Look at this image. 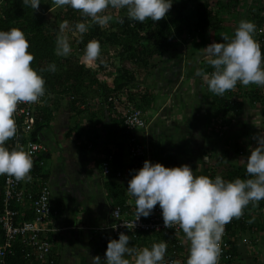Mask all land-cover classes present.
<instances>
[{
	"label": "clouds",
	"instance_id": "1",
	"mask_svg": "<svg viewBox=\"0 0 264 264\" xmlns=\"http://www.w3.org/2000/svg\"><path fill=\"white\" fill-rule=\"evenodd\" d=\"M22 2L35 11H38L41 5V0H22ZM174 2L175 0H52L53 5L56 7L69 6L74 10H78L81 16L85 18L84 21L77 22L74 27H70L67 20L59 25L55 41V54L63 57L71 55L72 37L79 34V40L82 41L83 34L89 31L90 24L87 22L88 20L101 28L108 25L114 19L113 15L108 14L109 9L115 11L126 10L127 19L131 21L143 23L150 19L158 22L166 18ZM191 10L192 7L189 6L186 15H191ZM212 31L214 30L206 35L211 34ZM69 32H71V36L68 34ZM256 33L257 26L255 22L241 20L235 30L234 37L223 36V42L211 43L204 48L206 59L198 60L202 58L201 50L203 47L198 48V53H195L193 48L198 45H195L189 31L185 30L183 32L184 36H180L182 41L179 46L169 48L163 57L156 58L157 66L150 70L145 67L137 70V81L129 89L139 99H142L145 95H148L149 98L150 95L152 101L144 104V109L136 107L135 104L131 103L135 101L128 99L126 95L124 102L138 108L143 113L146 125L137 131L136 138L138 142L141 141L146 147L149 160H146L139 170H132L130 178H117L118 170L132 169L133 167L132 154L129 149V140L133 137V133L130 132V138L117 136L112 138L116 140L114 146H106L108 150L106 155L103 154V157L106 160L107 157L112 155V160H109L112 169L109 173H105L104 170L102 173L104 177L108 178L109 174L114 171V175L112 178H108V181L113 179L118 185L125 183L128 194L124 190L126 198L124 207L126 209L136 207V221L141 217H149L156 206L159 205L162 210L164 226L170 228L167 232L177 233V237L181 240L180 244L186 250L183 252L185 258L182 257L181 251H178L175 256L169 255L167 253V241L157 242L155 232H148L152 240V242H149L151 247H147L143 239L140 240V244L143 246L142 249L135 248L134 245L133 247L130 246V236L121 232L118 239L114 235L115 239H110L105 257L102 259L100 256H91L90 264H167V258L174 259L175 264H264L259 248V245H263L264 225L262 231L259 230L260 225H258L264 219V132L263 135L256 137L257 141L254 143V148L243 146L244 151L242 150L239 153L234 150L235 157L243 160L239 165L237 162L229 160L233 156L231 151L227 160H220L221 149L216 147L213 138L208 139L214 122L210 121V125L208 119L205 118L202 123L197 125L198 129L195 137L177 138L178 151L176 150L172 154H181L183 150L190 149L192 161H189L187 156L183 154L181 160L188 164L185 163L175 167H166L162 163L152 162L151 143L154 142L155 144V141H153L154 133L152 130L151 138L153 140L150 139L147 133L154 127L155 123L160 129H168L170 125H175L179 116L183 114V111L175 113L172 110L174 107L171 109L168 107L170 110L163 111V106H161L154 116H150L148 108H153L155 106V96L162 94V92L159 93V89L152 88L153 84H159V79L170 81L168 76L171 69L172 75H177L178 79L176 81L180 84L186 83L184 68L188 60L189 69H194L191 75L194 73L193 82L195 84L201 82L206 90L209 89L210 92L218 96L224 95L227 91L235 90L237 95L234 97L240 99L242 103L240 111H243L246 105L252 107V100L247 96L242 98L238 93L250 92L247 89L243 91V86L247 87L254 84L252 88L258 89L264 94V51H262L261 43L256 39ZM185 34L186 36L189 35L190 38L187 39ZM198 36L200 37V34H197ZM29 49L30 41L23 30L19 28L0 30V175L14 177L17 182L30 180V172L34 166L30 152L19 144L10 148L6 143L17 134L15 120L17 107L21 103L39 102L46 94V80L43 73L46 71L55 72L57 68L55 63L48 64L46 68H34L32 62L35 59V54ZM176 50H178V53L183 52L182 58L179 59ZM191 50L194 52L193 55H191ZM101 55V43L99 40L93 39L87 43L81 59L93 67L98 65L96 60ZM175 57L177 60H174ZM205 61L214 69L210 74L202 70ZM160 73L162 74L160 75ZM166 73H168L167 76H165ZM178 82L176 84H179ZM167 85L169 84H161L160 87ZM171 87L174 89L173 84H171ZM204 96L205 94L203 98ZM113 97L110 94L107 98L112 100ZM189 107L194 106L189 105ZM254 107H256L258 114L264 117L258 106L254 104ZM194 108L190 111L197 109ZM210 109L205 110L209 113L211 112ZM189 113V108H187L183 119H190L192 116ZM214 119L220 124L218 130L225 137L228 126H222L221 116ZM40 121L41 124L47 123L44 120ZM262 124H264V120ZM43 130L39 133V139L45 142L48 147V154L45 156L47 165L44 181L50 186L52 208L53 211H56L53 216H55L58 210L54 209L56 204L50 181V164L55 149L50 146L43 136L45 132ZM166 134V132H158L157 136L165 137ZM157 140L159 139L157 138ZM212 141L216 151L208 156L204 154L203 148ZM167 143L165 142V146ZM159 147L161 146L159 145ZM117 153L120 154L118 155L121 160L119 165L116 163ZM231 163L245 166L249 178L225 180L227 170L224 169V166L227 164L232 165ZM169 164L170 161L167 160V165ZM218 168L221 174L215 176V170ZM194 169L198 170L197 174H195ZM118 206L121 207L114 204L113 209ZM116 214L117 210L113 215ZM235 222L236 224L233 225ZM177 225L179 228L173 227ZM231 225H233L232 228ZM225 230L230 244L228 250L232 256L230 260L219 262L222 252L221 241ZM233 246L241 251L238 252L240 255L237 259H234ZM245 246L248 250L246 254V251L240 250V247L245 249Z\"/></svg>",
	"mask_w": 264,
	"mask_h": 264
},
{
	"label": "trees",
	"instance_id": "2",
	"mask_svg": "<svg viewBox=\"0 0 264 264\" xmlns=\"http://www.w3.org/2000/svg\"><path fill=\"white\" fill-rule=\"evenodd\" d=\"M241 2L242 0H230V2L225 3L223 0H218L217 6L213 7L208 0H175L165 19L163 18L158 22L149 19L143 23L127 19L126 10L115 11L109 9L108 14L113 15L114 19L103 28L88 20L87 22L90 24L89 31L83 34L82 41L79 40V34L72 37V53L67 57H63L55 54V41L59 25L67 20L70 27H74L77 22L84 21L85 18L81 16L78 10H74L69 6L56 7L53 5L52 0H41L38 11L24 5L22 0H0V30L19 28L26 33L30 41L29 50L35 54V59L32 62L34 68H46L51 63H55L57 66L55 72L46 71L43 73L46 80L45 96L37 103H25L26 105L29 104L35 111L34 115L38 119L31 137L40 141L39 133L42 129L45 126L48 127L47 123L50 122L59 109L67 107L72 111H76L78 116L73 122L74 126L70 127L71 131H69L70 134L67 136L75 141L80 139L78 143L83 145L84 150L95 153L97 150L96 145L98 144L95 142L97 138L108 139L109 137L115 138L117 136L130 138L131 133L124 123L123 114L126 112L127 107L131 105L124 102L125 95L128 99L135 101L131 103L135 104L139 109H144V104L152 101L150 95L149 98L148 95H145L142 99H139L129 89L137 81V70L144 67L150 70L157 66L156 58L163 57L169 48L179 46L182 41L180 36L183 35L185 30H188L192 35L195 45L198 44L204 47L206 43L205 35L211 30L222 28L223 17L220 16L223 12L222 10H227L228 12L232 9L234 12L236 5ZM189 6L192 7L191 15H186ZM252 10L253 7L250 10L252 15H249L247 20L255 22L257 26L256 39L261 43L262 51H264V15L262 14L264 9L257 8L256 11ZM234 20H236V17ZM192 29L196 31V34L193 35ZM197 32L200 34L199 38L197 37ZM68 34L72 35L71 32ZM93 39L100 41L102 55L96 60L98 65L91 67L83 62L81 57L84 55L87 43ZM193 54L194 52L191 50V55ZM202 70L210 74L214 69L205 61L202 65ZM205 85L207 86L206 83ZM244 93L238 94L242 98L244 96L249 97L252 100V106L254 107V104L258 106L259 110L264 114V94L255 88L248 93ZM110 94L114 96L112 100L107 98ZM235 95H237L235 90L227 91L222 96L215 95L209 89L205 93V98L210 102L209 107L211 108L207 119L209 123L210 121L214 122L208 139L211 140L213 138L216 147L221 149L220 160H227L231 150H236L238 153L242 150L244 151L243 143L237 142L233 144L231 136L225 139L224 143L221 142L224 139V135L218 130L220 124L214 119L221 116L222 126L225 125L227 127L232 124V118L227 116L231 113L237 114L242 107L241 100L234 97ZM91 106L94 112H92L93 114L89 113L86 120L82 116L84 111H82L81 107L89 108ZM92 118L96 119L97 124H99V127L101 126V130L105 134L95 127H93L94 130L89 128L88 123H91ZM40 120H44L47 123L41 124ZM82 136H85V138H82ZM87 136L89 137L88 139ZM13 140L11 138L7 142L9 143ZM20 140L23 143L27 141L24 136ZM213 144V141L212 143L209 142L203 148L204 154L208 156L214 154L216 147ZM107 150L108 147L102 150L103 153L101 155H98L97 152V156H95V163L102 172L105 162L103 154L106 155ZM118 155L120 154L117 153L116 156L117 165L121 161ZM42 157L45 156L40 155V158ZM231 164L224 166V169L227 170L225 180L249 178L245 166ZM220 174L219 168L216 169L215 176ZM113 175L114 171L109 174L108 178H112ZM1 186L0 180V194L2 193ZM106 186L108 194L113 198L115 205H120L124 213L127 209L124 207L126 198L123 187L112 181H108ZM55 204L56 207L54 209L58 210L59 213L61 206L57 200ZM27 218H33L32 211L28 212ZM235 224L236 222L233 223V225ZM233 225L230 227L232 228ZM52 234L54 233H48V238L53 242ZM138 234V237L128 234L134 242V247L143 248L140 242H137L141 239L146 242L147 247H151L149 245L151 238L148 232L139 231ZM155 234L157 235V242L167 241V253L169 255L175 256L178 251H181L182 257L185 258L183 252L186 250L180 244L181 240L177 237V233L159 231L155 232ZM236 248L233 246L234 259H237L238 255H240L238 252H241ZM243 250L245 252L247 246ZM8 264L40 263L36 259L25 258L20 249L16 248L15 253L8 257ZM55 264H57V261H55Z\"/></svg>",
	"mask_w": 264,
	"mask_h": 264
},
{
	"label": "crops",
	"instance_id": "3",
	"mask_svg": "<svg viewBox=\"0 0 264 264\" xmlns=\"http://www.w3.org/2000/svg\"><path fill=\"white\" fill-rule=\"evenodd\" d=\"M203 107L204 109L210 108ZM200 108L189 111L192 116L190 119H183L184 110L175 125H170L168 129H160L155 123L154 127L147 132L150 139H152L151 131L153 130L154 133V140H152L155 141V144L154 142L151 143L153 163L159 162L166 167L181 166L187 163L181 160L183 154L187 156L189 161H192L190 151L183 150L181 154H172V152L174 153L178 148L177 138L185 136L193 138L197 134V125L209 117L208 113ZM81 109L84 111L82 116L86 120L88 114L94 112L92 106L89 108L81 107ZM77 117L76 111L67 107L61 108L48 122V127L46 126L47 128L43 130L45 131L43 133L45 139L56 141L51 146L55 151L50 164V181L54 200L55 202L58 201L61 210L58 215L49 219V226L57 229L56 233L53 232L54 234H52L54 238L53 253L56 256L57 264H90L91 256H100L103 259L110 239H115L113 234L106 229L112 224L111 211L115 203L108 194L106 186L108 178L104 177L95 163V156H97V152L98 155H101L102 150L107 145L114 146L116 140L110 137L108 139L97 138L95 142L98 144L95 153L84 150L83 145L78 143L80 139L75 141L67 136L70 134V127L74 126L73 122ZM88 124L91 130H94L93 127H95L105 134L95 118H92L91 123ZM158 132H166L167 134L165 137L157 136ZM249 132L251 131L249 130ZM251 135L253 143L255 135L252 132ZM165 142H168L166 146ZM246 147L249 148V145ZM167 160L170 161L169 165H167ZM194 171L195 174L198 173V170L194 169ZM110 181L116 183L113 179ZM120 186L128 194L125 183H121ZM258 225H260L259 230L262 231L264 219ZM259 230L257 229V231ZM131 241L130 246L133 247L134 242ZM262 244L264 245V237ZM240 250L244 251L242 247Z\"/></svg>",
	"mask_w": 264,
	"mask_h": 264
},
{
	"label": "built area",
	"instance_id": "4",
	"mask_svg": "<svg viewBox=\"0 0 264 264\" xmlns=\"http://www.w3.org/2000/svg\"><path fill=\"white\" fill-rule=\"evenodd\" d=\"M34 113L35 111L29 104L21 103L18 105L15 114L17 134L12 142H7L10 148L19 144L30 152L34 166L30 172V180L17 182L14 177L0 175L2 183V193L0 194V264H8V257L15 253L16 248L20 249L25 258L36 259L40 264H55L56 261L53 253V242L48 238L50 231L57 230L51 225L49 226V219L56 211H53L52 208L50 186L44 181L47 162L45 157L40 158V155L47 156L48 147L41 139L37 141L31 137L38 121ZM124 122L127 129L133 133V137L129 140L133 167L132 169L118 170L117 178L119 179L130 178L132 170H139L143 167L144 162L149 160L146 147L136 138L137 131L146 125L143 113L136 107L128 106L124 112ZM22 136L27 140L25 143L20 140ZM107 158L104 162L105 173H109L112 169L109 162L112 160V155ZM116 210L117 214L113 215ZM122 210L123 208L119 206L113 209V222L107 227L117 239L121 232L138 237L139 231L153 233L167 232L170 229L164 226L162 210L159 205L149 217H141L137 221L135 206L134 208L130 207L124 213ZM29 211L33 213L32 219L27 218ZM173 227L179 228L178 225ZM226 235L225 230L221 241L222 252L219 262L230 260L232 256L228 250L230 244ZM166 261L167 264H175L174 259L167 258Z\"/></svg>",
	"mask_w": 264,
	"mask_h": 264
},
{
	"label": "rangeland",
	"instance_id": "5",
	"mask_svg": "<svg viewBox=\"0 0 264 264\" xmlns=\"http://www.w3.org/2000/svg\"><path fill=\"white\" fill-rule=\"evenodd\" d=\"M208 1L213 7H215V5L217 6L218 0H208ZM223 1L225 3L230 2V0H223ZM252 7H253L252 11H256L257 8L264 9V0H242L240 4L236 5V9L234 10V12L232 11V9L231 11H228V12L227 10H222L223 12L220 15L221 17H223V21L221 23L222 28H220V30H214L211 32V34H208L205 36L207 42L205 43V46L201 50L202 58H199L198 60H203V58L206 59V53H205L204 48H206L211 43L223 42L222 41L223 36H227L229 38L234 37L235 30L237 29L239 22L241 20H247V17L249 15H252V13L250 12ZM262 14L264 15V10L262 11ZM235 17H236V20H234ZM192 33L194 35L196 34V31L192 29ZM182 36H184V34ZM186 38L189 39L190 38L189 35L186 36ZM185 46L187 47V45ZM200 47H201L200 45H198L197 47H194L193 48L194 52L198 53V48ZM176 53L178 54L176 55L179 57V59L182 58L181 55L183 52L178 53V50H176ZM174 60H177V58L175 57ZM196 65H198V63H196ZM196 65L194 66V68L196 67ZM171 70L168 76L170 77V81L166 79H163V80L159 79L158 82L160 83L153 84L152 86V88L156 90L159 89V93L162 92V94H157L154 99L155 106L153 108H148L149 110L148 112L150 116H154L159 111L161 106H163V111H166V109L170 110L172 107H174L172 108V110H174L175 113H178L181 111L184 112V110H187V108H189V111H190L191 109H195L194 107L199 109L202 106V108H200L202 110L204 109L203 106H205V108L209 107L210 102L206 100L205 96L203 98V95L206 92V88L203 85H201V82H199V84H195L193 82L195 76H194V73L193 75H191V72L194 69L193 68L189 69V60L187 61V64H185V68H184L185 75H186V81H185L186 83L180 84L178 81H176L178 79L177 75L176 76L172 75L173 72H171ZM161 74L162 73H160V75ZM167 75L168 73H166L165 76ZM189 75H191V77H189ZM176 82H178L179 84H176ZM161 84H169V85L160 87ZM171 84H173L174 89H172ZM253 85H249L247 87L243 86V89H244L243 91H245L246 89L248 91H251L253 89L252 88ZM189 105H193L194 107H189ZM249 106L246 105L243 108V111H240L237 114L232 113L229 115V118H232L233 122L230 126H228L227 134L225 137L228 138L231 136V142L233 144L240 142L241 144L243 143V146L245 147L249 145V148H250V146L253 145L251 148H254L256 137L259 135H263L262 133L264 132V124H262L264 117L263 115L258 114L256 107H253V106L249 107ZM204 111L206 110L204 109ZM249 130L255 135V138H254L255 140L253 143H252L253 137L251 135V132H249ZM225 137L221 141L222 143H224ZM47 141L50 144V146H53L52 144L56 143V141L53 139L47 140ZM233 152L234 150H231V153ZM229 160L237 162L239 165L241 164V162H243L241 158H236L234 153H233V156L229 158ZM137 242H140V241H137ZM259 248L261 250L262 260H264V247L263 245L262 246L259 245Z\"/></svg>",
	"mask_w": 264,
	"mask_h": 264
}]
</instances>
